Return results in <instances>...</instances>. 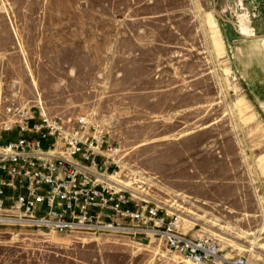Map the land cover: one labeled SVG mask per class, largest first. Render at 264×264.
I'll list each match as a JSON object with an SVG mask.
<instances>
[{
    "label": "rangeland",
    "instance_id": "374dc122",
    "mask_svg": "<svg viewBox=\"0 0 264 264\" xmlns=\"http://www.w3.org/2000/svg\"><path fill=\"white\" fill-rule=\"evenodd\" d=\"M17 107L89 113L121 183L217 241L204 264H264V0H0V141ZM177 261L160 239L0 225V264Z\"/></svg>",
    "mask_w": 264,
    "mask_h": 264
},
{
    "label": "built area",
    "instance_id": "2783aa9c",
    "mask_svg": "<svg viewBox=\"0 0 264 264\" xmlns=\"http://www.w3.org/2000/svg\"><path fill=\"white\" fill-rule=\"evenodd\" d=\"M0 141V225L56 232H119L164 241L178 264L217 258L211 235L184 232L181 215L138 196L123 180L121 149L89 113L50 114L14 108ZM230 264H248L239 256Z\"/></svg>",
    "mask_w": 264,
    "mask_h": 264
},
{
    "label": "bare ground",
    "instance_id": "6f19581e",
    "mask_svg": "<svg viewBox=\"0 0 264 264\" xmlns=\"http://www.w3.org/2000/svg\"><path fill=\"white\" fill-rule=\"evenodd\" d=\"M121 182H123V181L121 180ZM121 182H118V183H120L121 186L126 187V186L123 185ZM124 183H125V182H124ZM254 249H255V247L251 245V246H250V250L253 251ZM217 258L225 259L224 257H221V256H218ZM202 264H204V263H202Z\"/></svg>",
    "mask_w": 264,
    "mask_h": 264
}]
</instances>
